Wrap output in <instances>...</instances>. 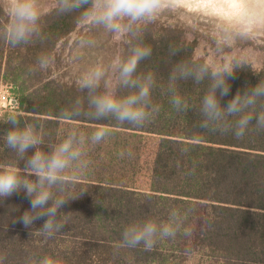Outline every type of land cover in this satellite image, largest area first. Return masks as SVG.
Instances as JSON below:
<instances>
[{"label":"trees","instance_id":"16d2710c","mask_svg":"<svg viewBox=\"0 0 264 264\" xmlns=\"http://www.w3.org/2000/svg\"><path fill=\"white\" fill-rule=\"evenodd\" d=\"M8 21L0 6V32ZM80 22V11L59 14L55 8L42 15L40 33L30 43L13 47L0 36V90L9 87L17 100L16 109L0 116V137L10 127L4 121L13 113L22 123L36 124L45 144L60 142L73 128L89 137L99 125L111 129L100 143L86 142L90 163L76 174L71 194L87 191L63 209L67 214H61L65 222L61 231L46 237L35 230L42 221L33 229L13 223L29 208L23 193L0 202V264H39L45 256L55 264H181L200 246L217 264H264V131L256 130L253 123L237 139L231 131L200 128L199 106L208 81H178L177 94L189 107L177 112L167 91L171 69L182 60H205L196 58V42L188 41L180 28L150 25L142 29L139 39L128 37L121 56L127 54L129 40L151 48L137 73L154 74L151 99L159 105L154 119L140 127L83 115L62 119L61 110L71 109L78 98L87 111L86 93L48 79L38 57H46L49 63L58 42ZM173 49L178 50L176 55L170 54ZM240 63L237 78L230 81L231 95L246 84L264 80V69ZM147 138L155 141L144 172ZM15 160L0 139V163ZM173 209L187 213L175 238L158 239L151 250L143 245L118 248L130 222H166Z\"/></svg>","mask_w":264,"mask_h":264},{"label":"clouds","instance_id":"9594fccd","mask_svg":"<svg viewBox=\"0 0 264 264\" xmlns=\"http://www.w3.org/2000/svg\"><path fill=\"white\" fill-rule=\"evenodd\" d=\"M185 0H55L59 14L80 11L81 21L91 27L102 28L114 39L124 37L139 39L142 28L154 22L166 11L175 9ZM220 11L218 30L215 33L217 50L231 47L237 40H246L255 32L264 31V0H212L205 2ZM0 6L9 18L0 36L11 46L28 44L40 33L42 11L40 0H0ZM82 10V11H81ZM210 10V9H209ZM124 56L116 55L106 66L97 64L84 71L77 80V88L86 93L87 111L79 98L71 109H62L61 118L73 120L77 116L91 119H114L118 124L143 126L154 119L159 105L153 104L151 93L156 86L152 72L138 74L140 62L151 55V48L143 43H131ZM92 41L80 40L81 46ZM178 50H171L176 55ZM40 69L48 66L46 57H38ZM240 61L225 59L222 63L211 61L192 62L182 60L169 73L167 91L170 103L177 112L188 110L187 101L177 94L178 81L191 79L196 84L208 81L200 101L199 127L221 133L233 132L237 139L243 138L250 126L264 131V80L246 84L231 95L230 81L237 78ZM227 102L224 103V99ZM235 118V119H230ZM4 123L10 125L0 139L16 157L15 161L0 163V202L23 193L29 208L13 223L25 229H33L50 237L65 227L62 212L72 201L81 198L86 189L72 195L77 173H83L89 161L86 159V142L96 145L111 134V129L97 126L91 136L69 130L58 143H47L43 133L34 123L21 122L16 114H9ZM45 148L47 150H45ZM187 151V149H182ZM124 153H121L123 156ZM129 155L131 153L129 152ZM23 162V167H20ZM187 213L173 209L166 222L154 219L134 220L121 233L118 248H136L143 245L151 250L158 239L175 238L181 230ZM185 234L188 230L184 229ZM28 264H32L29 261ZM39 264H55L50 257H43Z\"/></svg>","mask_w":264,"mask_h":264},{"label":"rangeland","instance_id":"374dc122","mask_svg":"<svg viewBox=\"0 0 264 264\" xmlns=\"http://www.w3.org/2000/svg\"><path fill=\"white\" fill-rule=\"evenodd\" d=\"M40 6L44 15L55 9V0H40ZM220 15V11L214 6L198 0H185L175 9L162 12L147 26L180 28L188 41L196 42V58L213 63H222L225 59L239 60L251 64L255 70L264 69V31L255 32L249 39L237 40L231 47L216 49L215 33L220 23L218 20ZM81 39L92 43L81 46ZM127 40L128 37L114 39L102 28H94L87 22L81 21L70 34L58 42L45 68L46 76L59 84L77 88L76 82L84 71L97 64L106 66L116 55H122ZM7 89L10 91L9 87ZM10 110L12 109H0V116ZM146 141L147 147L143 156L144 172L148 171L155 140L147 138ZM181 264L217 263L209 258L205 248L200 246Z\"/></svg>","mask_w":264,"mask_h":264},{"label":"built area","instance_id":"2783aa9c","mask_svg":"<svg viewBox=\"0 0 264 264\" xmlns=\"http://www.w3.org/2000/svg\"><path fill=\"white\" fill-rule=\"evenodd\" d=\"M13 95L8 91L6 86H2L0 90V109H16L17 106L12 104Z\"/></svg>","mask_w":264,"mask_h":264},{"label":"snow or ice","instance_id":"6c2138e0","mask_svg":"<svg viewBox=\"0 0 264 264\" xmlns=\"http://www.w3.org/2000/svg\"><path fill=\"white\" fill-rule=\"evenodd\" d=\"M198 2L205 3V2H212V0H198Z\"/></svg>","mask_w":264,"mask_h":264},{"label":"water","instance_id":"95a60500","mask_svg":"<svg viewBox=\"0 0 264 264\" xmlns=\"http://www.w3.org/2000/svg\"><path fill=\"white\" fill-rule=\"evenodd\" d=\"M12 104L13 105H16L17 104V100L16 99H13Z\"/></svg>","mask_w":264,"mask_h":264}]
</instances>
